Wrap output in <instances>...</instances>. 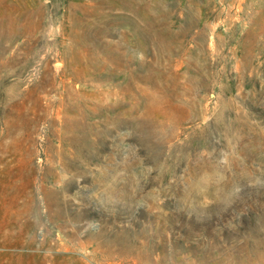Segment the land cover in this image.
I'll use <instances>...</instances> for the list:
<instances>
[{
  "label": "rangeland",
  "instance_id": "rangeland-1",
  "mask_svg": "<svg viewBox=\"0 0 264 264\" xmlns=\"http://www.w3.org/2000/svg\"><path fill=\"white\" fill-rule=\"evenodd\" d=\"M0 264H264V0H0Z\"/></svg>",
  "mask_w": 264,
  "mask_h": 264
}]
</instances>
